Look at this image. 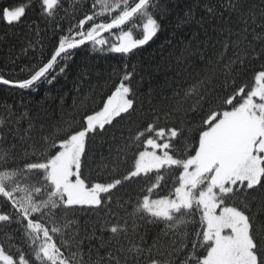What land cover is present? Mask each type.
<instances>
[{"label":"snow or ice","instance_id":"1","mask_svg":"<svg viewBox=\"0 0 264 264\" xmlns=\"http://www.w3.org/2000/svg\"><path fill=\"white\" fill-rule=\"evenodd\" d=\"M38 3L40 14L47 18H54L62 7L61 0ZM32 7V0L0 7V22L21 23ZM91 7L90 14L85 13L59 37L46 62L29 69L21 80L0 75V85L29 89L50 84L56 79L53 69L65 72L72 50L88 42L94 50L107 44V51L131 54L157 35L161 19L169 12L160 0H93ZM204 7L211 18L228 13L231 21L235 16L239 28L231 23L217 28L227 33L222 51L215 64L207 60L204 75L183 93V100L198 97L189 110L197 112L199 120L188 126L181 122L179 127H160L156 115L116 148L117 159L132 147L137 149L124 174L97 182L84 169L91 136L136 111L131 87L134 66L130 72L125 65L101 110L86 114L78 128L58 127L28 145L31 152L25 149L22 165H17L15 145L0 147V200L11 209L0 211V229L19 225L17 231H22L29 249L18 247L5 232L11 248L0 243V264H264V223L253 211L254 204L264 210V0L258 10L248 0H220L219 9L210 2ZM177 19V27L205 24L204 17L197 20L192 9ZM102 33L114 35L115 41L106 40ZM232 47L236 52L226 59ZM249 60L260 61V70L251 86L237 85L239 69ZM181 108L177 100L175 111ZM7 123L0 120V129ZM32 128L30 123L26 135ZM3 138L0 132V141ZM100 167L109 168L103 157ZM111 170L116 172L115 163ZM169 172L176 173L173 191L153 198ZM137 179L149 181L141 189L143 194L135 203L121 202L116 192ZM114 198L123 216L112 212ZM102 209L114 219H106L80 237L75 213ZM141 221L163 223L168 245L162 249L157 240L146 246L139 232ZM86 239L98 241L97 246L85 250Z\"/></svg>","mask_w":264,"mask_h":264},{"label":"trees","instance_id":"2","mask_svg":"<svg viewBox=\"0 0 264 264\" xmlns=\"http://www.w3.org/2000/svg\"><path fill=\"white\" fill-rule=\"evenodd\" d=\"M26 2L27 0H0V7ZM61 2L62 7L54 18L41 15L38 0H32L33 7L21 23L8 26L0 22V75L12 80L27 78L29 69L50 58L58 46L59 37L66 34L77 19L82 18L85 13L90 14L93 10L91 7L93 0ZM160 2L169 8L168 14L161 19V30L151 41L135 49L133 53L128 55L112 53L107 51V44L96 45L94 50L90 42L72 50L65 72L59 73L58 67L54 68L53 75H56V79L50 84L44 82L29 89L0 85V120L8 121L0 129L4 137L0 141V147L15 145L13 151L16 153L17 165H22L25 149L31 152L28 145L38 143L42 136L54 133L58 127L71 124L78 128L86 114L101 110L103 103L122 78L125 65L130 72L134 66L131 87L135 93L136 111L131 116L117 118L111 126L106 125V131L89 139L88 160L84 171L91 179L97 182L107 181L113 175L124 174L133 163L131 155L134 147L122 154L119 159L116 148L123 147L130 137L138 130H142L156 115L160 116V127L172 125L179 127L181 122L188 126L199 120L198 113L189 110L198 97L183 100V93L204 75L209 67L207 60L210 58L215 64L218 54L222 51L227 33L221 34L217 28L226 23H231L234 28H239V25L235 16L231 17V21L228 20V13H225L224 17L215 18L207 15L204 4L210 2L219 9L220 0H160ZM248 4L256 5L258 10L261 0H248ZM189 9H192L197 20L204 17L203 27L195 23L177 27V18H182ZM194 33L198 35L194 37ZM136 35L139 36V32ZM102 37L110 42L116 39L109 33ZM101 47L105 50L100 51ZM235 52V47L230 48L226 59L232 57ZM63 63L61 62V66ZM260 66V61H247L243 68L239 69L236 84L251 86L254 74L260 70ZM217 91H220L218 82ZM176 93H180V97H177ZM177 100H180L182 105L179 111H175ZM8 108L11 111H8ZM168 112H172V115L166 116ZM30 123L33 128L30 134L26 135L25 130ZM102 157L109 165L108 169L100 167ZM114 163L116 172L111 170ZM164 175L165 179L161 181L160 187L154 190L153 198L173 191L176 173L169 172ZM148 183L147 179L126 183L116 192V197L120 198L121 202L135 203L143 194L141 189ZM111 210L120 216L124 215L123 208L118 206L115 198ZM0 211L11 209L0 200ZM253 211L259 213L258 221L264 223V210H258L254 204ZM106 212L107 209L99 212L77 211L75 219L79 222L80 237L86 235V230L91 232L93 227L98 229L106 219H114L107 216ZM139 223L141 224L139 232L143 235L146 246L157 240L162 249L168 245L170 241L164 235L163 223L144 221ZM18 228L19 225L12 224L7 229H0V243H3L6 249L11 248L6 242L7 232L14 237L18 247L29 252L22 239V231H17ZM56 239L59 240V237ZM97 244L96 240L86 239L84 249L96 247ZM180 258L182 259V256Z\"/></svg>","mask_w":264,"mask_h":264},{"label":"bare ground","instance_id":"3","mask_svg":"<svg viewBox=\"0 0 264 264\" xmlns=\"http://www.w3.org/2000/svg\"><path fill=\"white\" fill-rule=\"evenodd\" d=\"M54 70V69H53ZM5 86V85H4ZM7 87H9V86H7ZM12 88V87H11ZM19 89V88H18ZM137 151V149L134 147V149H133V151H132V155H131V159L133 158V155H134V153ZM125 186V185H124Z\"/></svg>","mask_w":264,"mask_h":264},{"label":"water","instance_id":"4","mask_svg":"<svg viewBox=\"0 0 264 264\" xmlns=\"http://www.w3.org/2000/svg\"><path fill=\"white\" fill-rule=\"evenodd\" d=\"M104 34H105V33H102L101 36L104 35ZM88 43H89V42H88ZM88 43H87V44H88ZM82 46H83V45H82ZM80 47H81V46H80ZM9 87H11V86H9ZM12 88H16V87H12Z\"/></svg>","mask_w":264,"mask_h":264}]
</instances>
